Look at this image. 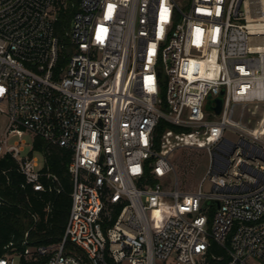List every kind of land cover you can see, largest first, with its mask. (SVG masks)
Wrapping results in <instances>:
<instances>
[{"label":"built area","instance_id":"1","mask_svg":"<svg viewBox=\"0 0 264 264\" xmlns=\"http://www.w3.org/2000/svg\"><path fill=\"white\" fill-rule=\"evenodd\" d=\"M1 100L0 155L19 185L62 189L24 140L8 141L29 130L70 150L71 189L60 241L25 244L26 230L0 264H264V113L252 127L230 118L264 104V0H0ZM160 119L180 129L158 146ZM175 145L209 153L190 191L157 180ZM152 209L167 211L161 225Z\"/></svg>","mask_w":264,"mask_h":264},{"label":"trees","instance_id":"2","mask_svg":"<svg viewBox=\"0 0 264 264\" xmlns=\"http://www.w3.org/2000/svg\"><path fill=\"white\" fill-rule=\"evenodd\" d=\"M71 12V8L66 12H60L55 23V33L62 40L65 39L63 28L67 27ZM260 110L259 114L262 116L264 108ZM167 127L175 130L180 129L169 121L160 119L155 127L156 145L159 146L160 134ZM33 150L42 153L43 165L41 169L55 173L62 189L60 191L36 190L29 184L20 186L19 181L23 175L17 171V162L8 152L0 155V198L3 200L0 202V255L7 250H22L25 244H57L64 231L70 205L68 192L71 189V181L68 173V161L71 152L67 148L47 142L38 135H34L29 153L31 154ZM149 180L153 181L154 179L149 176ZM26 230V243L23 244L22 239H24ZM10 240L13 241V244L6 246ZM70 247H73V244L66 241L65 248ZM75 248L79 250V248ZM46 257L47 255H39L35 260L22 261V263L40 264ZM223 263L224 259H211L209 264Z\"/></svg>","mask_w":264,"mask_h":264},{"label":"rangeland","instance_id":"3","mask_svg":"<svg viewBox=\"0 0 264 264\" xmlns=\"http://www.w3.org/2000/svg\"><path fill=\"white\" fill-rule=\"evenodd\" d=\"M71 46L67 43L65 53L69 54ZM164 91H162L163 94ZM264 104L256 106L255 103H246L240 106H233L231 119H241L247 126L252 127L261 116L259 112ZM162 108H166L163 104ZM206 118L212 120L216 118L214 114L209 112ZM250 119V123H246V120ZM7 103L4 100L0 101V135L7 123ZM240 119V120H241ZM34 134L29 130H24L20 135H11L9 142H13L18 139L24 140V149L21 151L22 154H27L31 151L32 140ZM32 154L37 157L38 165H43V155L38 150H33ZM170 160L173 163L174 169L165 174L163 177L157 180L162 184L164 188H173L175 186V179L177 177L178 186L182 190H192L197 186L198 181L204 175L208 162L209 153L204 147H197L192 145H175L168 153ZM209 187V181L204 180L202 189L206 190ZM149 216L153 224L161 225L167 211L164 209H152L149 210Z\"/></svg>","mask_w":264,"mask_h":264},{"label":"water","instance_id":"4","mask_svg":"<svg viewBox=\"0 0 264 264\" xmlns=\"http://www.w3.org/2000/svg\"><path fill=\"white\" fill-rule=\"evenodd\" d=\"M215 101H216V105L214 106V110L216 112H219L220 111V108H221L222 97L221 96L216 97L215 98Z\"/></svg>","mask_w":264,"mask_h":264}]
</instances>
